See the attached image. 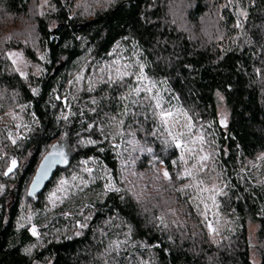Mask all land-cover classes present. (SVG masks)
I'll return each instance as SVG.
<instances>
[{
  "label": "trees",
  "instance_id": "1",
  "mask_svg": "<svg viewBox=\"0 0 264 264\" xmlns=\"http://www.w3.org/2000/svg\"><path fill=\"white\" fill-rule=\"evenodd\" d=\"M115 60L143 65L174 113L168 125L132 103L144 93L132 94L131 76L128 88L106 83L101 68ZM54 146L68 163L32 199ZM4 155L0 264H264V0H0ZM214 187L226 193L216 207Z\"/></svg>",
  "mask_w": 264,
  "mask_h": 264
},
{
  "label": "snow or ice",
  "instance_id": "2",
  "mask_svg": "<svg viewBox=\"0 0 264 264\" xmlns=\"http://www.w3.org/2000/svg\"><path fill=\"white\" fill-rule=\"evenodd\" d=\"M238 15H244V13H238ZM41 59H43V57H41ZM131 65L130 64H121L120 60H115L112 63H110L109 65H107L106 68H101V72H106L107 73V80L106 83L109 84H113L116 85L117 87H124V88H128L129 85L127 83H125V80L127 77L131 76L133 79L136 80L137 84L140 85L139 87H135L132 94L139 97L140 94L143 92L144 93V98L142 100H132L133 104H139L141 106V108L144 107L145 104H147L148 107L155 109H159V112H155L153 113L154 116H157L159 118V121L161 123V125H168L170 122V118L174 117V113L170 110V109H165L162 103V97L159 95L158 91L154 92L155 89V85L152 84L151 82H149L147 80V77H145L144 75V67L141 64H138L137 68H138V74L137 73H133L131 71H129ZM17 71L19 72V69H17ZM21 76H24V73H20ZM77 80L82 79V77H77ZM87 91L92 92L94 91V88L92 86H89L87 88ZM33 94H38L37 89H32ZM152 95H149V94ZM57 99H60V97H57ZM126 97L121 96L120 100H125ZM152 101H155V103L153 104ZM93 103H95V101L93 100ZM65 106L67 107V103L65 102ZM72 115H75V113H72ZM69 117L68 115H65L63 117V119L67 120ZM189 128H191V124L188 125ZM224 126H226V123L224 124ZM91 127L86 128V131H91ZM79 135V133H77ZM168 135L171 137L170 143L174 144L176 148H183L185 147L184 145H182L179 142L180 137H178L176 134H173L171 132V130H168ZM101 139H103V137H101ZM196 142H198L200 145H203L206 143L205 140V136L204 135H199L197 136V140ZM12 143H16L15 140L12 141ZM98 141L95 140H88L87 142L85 141H81V144H84L85 146H89V147H95L97 145ZM117 147H119V145H117ZM100 151H103L104 149H99ZM201 153L203 152V149L199 150ZM147 152H151V149H147ZM0 159H3V156H0ZM210 159V155L209 154H200L199 155V161H200V167L203 168L205 163ZM68 163V158H67V154L65 149L63 148H59L56 149L54 146V150L52 152L49 153V155L44 157V163H42L40 165V171L38 172L36 179L34 181H32V191H29L28 195L30 197H33L36 195V189L40 187L41 185V181H43L49 174V169H51L53 167V165L55 164H67ZM83 163L85 165H87L89 163L88 160L83 161ZM135 163V159H130L128 164L125 165V167H129L132 166ZM181 163H185V161L182 159ZM17 167V161L15 159H12L10 162V166L5 170V175H9L12 174L14 172V170ZM85 171L88 173H92L93 169L91 167H86ZM180 175L181 178H188L189 180H191L193 178V172L188 170L187 168H185L183 170L182 173L178 174ZM163 176L166 180L171 181L172 177L169 175L168 171H164L163 172ZM73 179H77V177H73ZM61 184H66V181H61ZM193 187H195L194 185H192ZM107 189L109 191H115V192H119L120 188L115 187L112 183H109L107 185ZM183 190V189H182ZM57 191H63V189H58ZM200 191H204V189H200ZM212 192L215 193V195L209 196L208 199L211 201L213 207H216V196H219L221 194H226L223 192V188H216L214 187L212 190ZM57 199V192H52L49 196V200H55ZM200 200H203V197H199ZM206 207V206H205ZM29 220L31 219L30 217L28 218ZM159 222L161 224V226H165L164 225V221L163 218L160 217L158 218ZM205 219L207 220V216L205 217ZM209 229L212 230V225L209 224L208 225ZM31 235L36 236L37 235V229L33 226L31 228Z\"/></svg>",
  "mask_w": 264,
  "mask_h": 264
},
{
  "label": "rangeland",
  "instance_id": "3",
  "mask_svg": "<svg viewBox=\"0 0 264 264\" xmlns=\"http://www.w3.org/2000/svg\"><path fill=\"white\" fill-rule=\"evenodd\" d=\"M9 58L14 63L16 69H19L18 73H24L26 75L29 68V62L24 54L21 51H12L9 53Z\"/></svg>",
  "mask_w": 264,
  "mask_h": 264
},
{
  "label": "water",
  "instance_id": "4",
  "mask_svg": "<svg viewBox=\"0 0 264 264\" xmlns=\"http://www.w3.org/2000/svg\"><path fill=\"white\" fill-rule=\"evenodd\" d=\"M42 163H44V160L41 162V164H42ZM41 164H40V165H41ZM40 165H39V167H38V170H37V172H36V175H35L33 181L36 179V176H37L38 172L40 171ZM62 165H64V164H55V165H53V167H52L51 169H49V174H48V176H47L43 181H41V185H40L39 188H37V189L35 190V191H36V195L33 196V197H31L32 199H35L37 196H39V195L44 191V189H45V187L47 186V184H48V183L52 180V178L54 177V174H55L57 168L60 167V166H62ZM29 191H32V184H31V186H30Z\"/></svg>",
  "mask_w": 264,
  "mask_h": 264
},
{
  "label": "bare ground",
  "instance_id": "5",
  "mask_svg": "<svg viewBox=\"0 0 264 264\" xmlns=\"http://www.w3.org/2000/svg\"><path fill=\"white\" fill-rule=\"evenodd\" d=\"M3 157H5V155L3 156ZM17 166H18V162H17ZM15 171V170H14ZM32 184V183H31ZM31 186V185H30ZM30 189V188H29ZM34 237H36V238H38V232H37V235L36 236H34Z\"/></svg>",
  "mask_w": 264,
  "mask_h": 264
}]
</instances>
